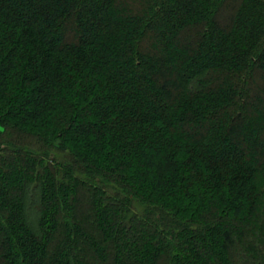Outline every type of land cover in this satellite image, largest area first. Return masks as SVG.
I'll list each match as a JSON object with an SVG mask.
<instances>
[{
  "label": "trees",
  "instance_id": "trees-1",
  "mask_svg": "<svg viewBox=\"0 0 264 264\" xmlns=\"http://www.w3.org/2000/svg\"><path fill=\"white\" fill-rule=\"evenodd\" d=\"M0 264H264V0H0Z\"/></svg>",
  "mask_w": 264,
  "mask_h": 264
},
{
  "label": "rangeland",
  "instance_id": "rangeland-1",
  "mask_svg": "<svg viewBox=\"0 0 264 264\" xmlns=\"http://www.w3.org/2000/svg\"><path fill=\"white\" fill-rule=\"evenodd\" d=\"M195 80H197V79H195ZM25 203H26V204L29 203V199H28V197H26V199H25ZM32 214H33V215L31 216L32 218H31V220L29 221V223H30L31 227L34 229V228H35L34 225L37 224V221L39 220V218H38V214H37V213H32Z\"/></svg>",
  "mask_w": 264,
  "mask_h": 264
}]
</instances>
